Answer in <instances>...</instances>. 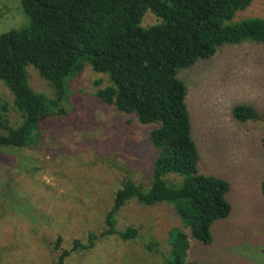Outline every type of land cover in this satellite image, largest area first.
Listing matches in <instances>:
<instances>
[{"label": "rangeland", "instance_id": "374dc122", "mask_svg": "<svg viewBox=\"0 0 264 264\" xmlns=\"http://www.w3.org/2000/svg\"><path fill=\"white\" fill-rule=\"evenodd\" d=\"M21 3L0 0V35L29 24ZM250 20H264V0H252L227 25ZM159 22L148 11L142 26ZM27 72L30 87L52 100L53 88L33 66ZM178 78L188 91L198 168L230 184L231 215L215 223L213 241L204 245L191 237L171 205L148 207L132 199L117 216V230L137 228V239H99L93 249L72 253L66 264H165L169 240L181 228L190 237V262L264 264V44H226L213 57L180 70ZM110 85L107 75L86 65L68 80L66 115L51 109L38 143L0 147V264H54L58 237L70 250L74 240L84 242L90 232L104 229L116 192L128 179L144 193L151 187L160 154L149 140L153 126L103 104L96 93ZM237 105L253 106L258 119L238 122ZM4 106L16 128L21 114L0 81V114ZM181 179L169 174L165 181L178 186Z\"/></svg>", "mask_w": 264, "mask_h": 264}, {"label": "trees", "instance_id": "16d2710c", "mask_svg": "<svg viewBox=\"0 0 264 264\" xmlns=\"http://www.w3.org/2000/svg\"><path fill=\"white\" fill-rule=\"evenodd\" d=\"M252 0H22L29 24L0 35V81L14 97L22 122L12 127L7 106L0 114V147L23 148L38 143V131L50 117L66 115L68 80L86 65L109 77L110 86L96 97L120 113L152 125L149 140L160 150L147 192L128 179L116 192L114 204L99 233L86 241L76 239L70 250L63 238L54 242V264H66L74 252L88 251L99 239L118 236L127 242L139 237V229L117 230V216L132 199L153 207H173L191 237L204 245L213 241L215 223L232 213L230 184L200 172V152L192 137L186 105L187 87L180 70L213 57L226 44L246 41L264 44V20L227 25ZM159 23L144 28L145 14ZM33 66L54 90L52 100L29 85L27 68ZM100 82L97 83L99 85ZM238 122L255 121L257 110L237 105ZM169 174L181 177L170 186ZM264 194V181L262 184ZM171 236L165 264H197L188 260L190 237L182 228ZM151 249V248H150Z\"/></svg>", "mask_w": 264, "mask_h": 264}]
</instances>
